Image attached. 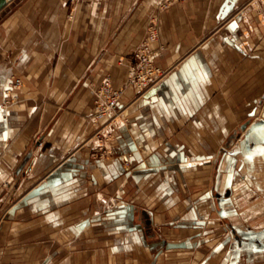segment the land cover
Here are the masks:
<instances>
[{"label":"crops","instance_id":"crops-1","mask_svg":"<svg viewBox=\"0 0 264 264\" xmlns=\"http://www.w3.org/2000/svg\"><path fill=\"white\" fill-rule=\"evenodd\" d=\"M159 1L0 10V264H264V0ZM106 76L124 104L96 124Z\"/></svg>","mask_w":264,"mask_h":264},{"label":"built area","instance_id":"built-area-1","mask_svg":"<svg viewBox=\"0 0 264 264\" xmlns=\"http://www.w3.org/2000/svg\"><path fill=\"white\" fill-rule=\"evenodd\" d=\"M180 0H160L161 7L168 6ZM149 37H155V26L152 24V30ZM155 50L150 46L149 41L145 40L132 53V58L127 65L126 81L127 84L137 88L140 92L156 84L164 75L163 69L154 62ZM21 86L19 77L13 78L3 91L4 103L18 98L15 88ZM123 89L115 87L108 76L104 77L100 83L94 104L93 116L96 120L103 116L112 117L122 108L121 96ZM101 129L97 133H100Z\"/></svg>","mask_w":264,"mask_h":264},{"label":"water","instance_id":"water-1","mask_svg":"<svg viewBox=\"0 0 264 264\" xmlns=\"http://www.w3.org/2000/svg\"><path fill=\"white\" fill-rule=\"evenodd\" d=\"M11 0H0V10L7 4V3H9ZM229 194V191H227L226 192V195H228ZM143 213V215H145L146 216V224H149L150 223V219H149V215H148V213H146L145 211H143L142 212ZM232 229V231L233 232H235V230H234V228L232 227L231 228ZM234 235H235V237H236V239L239 241V242H241V237H240V235L238 234V233H234Z\"/></svg>","mask_w":264,"mask_h":264},{"label":"bare ground","instance_id":"bare-ground-1","mask_svg":"<svg viewBox=\"0 0 264 264\" xmlns=\"http://www.w3.org/2000/svg\"><path fill=\"white\" fill-rule=\"evenodd\" d=\"M153 39V38H152ZM150 40H151V38H150ZM149 44H150V41H149ZM150 46H151V44H150ZM152 47V46H151ZM12 78V77H11ZM15 78V77H14ZM20 78V77H19ZM21 79V86H19V87H17V88H15V92L17 93V95H18V98L17 99H19V89L20 88H22V86H23V84H24V82H23V79L22 78H20ZM8 83H10V82H8ZM25 85V84H24ZM131 86V85H130ZM137 89V88H136ZM4 91V90H3ZM123 96H121V101H122V103H123V97H124V93L122 94ZM4 96V95H3ZM17 99H15V100H17ZM3 101V100H2ZM8 103V102H7ZM124 104V103H123ZM9 106V105H8ZM123 110V109H122ZM105 117H108V116H103V117H100V118H98V120H96L97 121V123H98V121L100 120V119H104ZM93 119H94V117H93ZM95 120V119H94ZM108 120V119H107ZM95 123V122H94ZM96 123V124H97ZM95 124V125H96ZM99 125V124H98ZM101 125V124H100ZM103 126V125H102ZM100 127V126H99ZM39 128V127H38ZM98 129V128H97ZM96 129V130H97ZM108 129V128H107ZM95 130V129H94ZM106 130V129H105ZM125 156V155H124ZM118 161V160H117ZM118 163V162H117ZM29 167V166H28ZM32 169V168H31ZM8 181V180H7ZM5 214V213H4ZM150 224V223H149Z\"/></svg>","mask_w":264,"mask_h":264},{"label":"rangeland","instance_id":"rangeland-1","mask_svg":"<svg viewBox=\"0 0 264 264\" xmlns=\"http://www.w3.org/2000/svg\"><path fill=\"white\" fill-rule=\"evenodd\" d=\"M154 62H155V61H154ZM155 64H156V63H155ZM156 65H157V64H156ZM163 71H164V70H163ZM163 76H164V75H163ZM101 82H102V81H101ZM101 82H100V83H101ZM99 85H100V84H99ZM131 86H132V85H131ZM98 87H99V86H98ZM115 87H116V86H115ZM97 90H98V88H97ZM97 90H96V91H97ZM122 96H123V95H122ZM95 99H96V97H95ZM94 104H95V100H94ZM98 130H99V129H98ZM98 130L96 131V133L98 132ZM100 132H101V131H100ZM97 135H98V133H97ZM1 222H2V221H0V225H1Z\"/></svg>","mask_w":264,"mask_h":264}]
</instances>
